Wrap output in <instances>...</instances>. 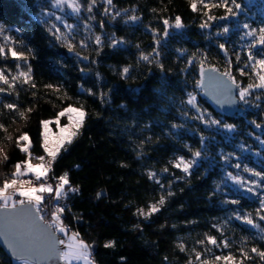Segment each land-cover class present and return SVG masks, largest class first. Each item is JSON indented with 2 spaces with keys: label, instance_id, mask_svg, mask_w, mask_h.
Masks as SVG:
<instances>
[{
  "label": "trees",
  "instance_id": "obj_1",
  "mask_svg": "<svg viewBox=\"0 0 264 264\" xmlns=\"http://www.w3.org/2000/svg\"><path fill=\"white\" fill-rule=\"evenodd\" d=\"M77 2L79 13L63 18V25H71L72 30L64 32L53 18L57 11L52 0H0V30H9L12 39L10 45L2 39L0 47L6 53L13 48L27 58L0 55V70L11 79L30 67L32 76L28 84L20 78L12 89L2 86L6 89L0 93L2 146L9 159L0 162V186L11 178L14 165L25 159L16 147L19 135L27 132L33 156L43 155L40 121L54 119L68 104L83 105L88 115L82 134L60 154L49 179L57 180L67 172L71 185L79 188L67 193L63 222L93 245L95 264H189L190 253L203 250L206 235L219 238V230L233 248L240 245L251 257L244 258L243 264H264L250 251L252 247L264 251V220L258 203H250L240 193L231 196L226 185L230 176L248 173L245 167L264 174V103L248 101L244 113L225 118L199 98L196 84L201 60L204 67L221 73L230 64L241 86L255 84L256 78L247 71L240 76L239 65L228 54L250 45L253 38L248 30L256 29L260 36L264 0H235L239 9L226 0L235 16L224 7L205 9L199 0L196 11L190 7L191 0H111L110 4L95 0L91 12L89 0ZM204 2L212 5L221 0ZM132 16L137 19H129ZM177 16L181 28L174 26ZM165 19L170 25L167 35ZM57 29L68 37L72 51L56 38ZM113 39L123 43L113 47ZM220 44L225 45L226 55ZM250 50L260 55V49ZM141 53H151L152 63L141 60ZM124 67L129 68L127 78L120 75ZM89 89L95 95H89ZM101 93L106 94L104 102ZM189 93L196 95L205 121L222 123L210 125L198 119L186 103ZM8 103L18 109L4 108ZM224 124L233 127L226 129ZM195 151H201L200 162L190 175L173 167L176 158L190 160ZM149 172L163 174L162 189L149 179ZM169 191L173 195L168 196ZM97 193L103 195L98 198ZM161 195L166 202L159 212L147 219L135 214L138 209L147 212ZM232 213L250 217L254 228L228 219ZM202 240L205 243H198ZM107 241L115 246L105 248ZM184 244L186 250L181 251ZM0 264L14 263L0 250Z\"/></svg>",
  "mask_w": 264,
  "mask_h": 264
},
{
  "label": "snow or ice",
  "instance_id": "obj_2",
  "mask_svg": "<svg viewBox=\"0 0 264 264\" xmlns=\"http://www.w3.org/2000/svg\"><path fill=\"white\" fill-rule=\"evenodd\" d=\"M107 3H111V0H106ZM236 9H239L241 6L237 4L235 0H232ZM53 7L59 8L62 5H67L73 12L80 11V4L77 0H52ZM95 0H89L88 11L91 12L92 6L94 5ZM199 3L203 5V8L208 9L209 7H224L227 12L231 13L233 16L236 13L232 8L227 7L226 0H221L220 4H212L209 5L205 3L204 0H199ZM190 7L193 11L197 10V0H191ZM107 11V9H106ZM119 15V13H116ZM205 15L208 16V19H213L208 12H205ZM59 20L60 17H57ZM129 19L136 20L137 17L132 16ZM164 34H168L169 21L167 19L163 20ZM174 26L176 28H181L182 22L181 18L177 16L175 18ZM67 28H71V25H66ZM201 28L207 27V24H201ZM245 28L249 26L247 24L244 25ZM57 31L56 38L58 40H62L70 51L73 50V45L68 42V37L63 34H59V29ZM228 29L225 28L224 32H227ZM256 29L250 30L248 35H255ZM155 32V30H153ZM260 37L258 43L264 44V27L259 29ZM5 39H8L5 37ZM96 42L99 44L100 38L96 37ZM82 46H83V42ZM122 40H112V46L115 47L118 44H122ZM158 43V41H157ZM219 47L223 50L225 48L224 44H220ZM153 52L158 56L159 53L156 52V49H153ZM10 53V55L16 59H24V53L17 52L13 48H8L7 53L3 47H0V55H6ZM79 55V54H78ZM152 54H144L141 53L140 59L143 61H147L152 63L150 56ZM84 60H87L88 57H83ZM249 59L253 60L251 53H249ZM191 63V60L189 61ZM158 66L163 69V65H160L157 61ZM200 72H201V80L196 82L197 87H200L204 80V76L206 74V70L204 68V61L200 62ZM19 68V65L17 66ZM217 70L214 67H210L207 72L214 73ZM241 75L245 73L243 70H239ZM253 71L256 72L258 76V83L248 84L246 87L241 86L236 79L232 76L229 69L225 70L222 73H219L218 76L208 75L207 79L209 85L214 88H222L224 93L227 94L231 91L232 87H235L239 90V98L241 101H245L246 96L250 93V90L253 88H264V59H256L253 64ZM129 73V68L124 67L120 75L122 78H127ZM23 78V83L28 84L32 80L31 76V68L29 67L28 71H19L16 76L11 78L12 82L6 77L3 71H0V82L8 85L9 89L14 87V83L17 79ZM221 78H226V81ZM32 87H35V84H32ZM45 87L51 88L52 85H46ZM6 91L5 88L0 87V93H4ZM89 95H95L90 89L88 90ZM67 97V93L64 94ZM101 100L106 94L101 93ZM59 98V97H58ZM229 100L221 101L217 98V103H228ZM246 102V101H245ZM188 105H191L193 108L200 112V109L197 104L196 95L189 93L188 99L186 101ZM4 108L15 111L18 109V105L15 103H8L4 105ZM29 112L32 109H28ZM19 115L21 117L24 116L23 112H20ZM87 112L84 110L83 105L76 107L72 104H68L66 107H63L60 111L56 112L54 119L41 120V148L43 151V155L33 156L30 151L32 146V140L27 132L22 133L16 138V147L20 152L25 154V159L22 161H18L14 165V171L11 173V178H5L2 186H0V210H6L9 214L8 227L13 233L12 237V248L15 253V259L18 261H23V264H30V257H39L43 256L47 260L50 261H63L65 264H71L72 261L82 262V264H94L92 260V248L93 245L88 244L83 239L80 238V234L78 232L70 231V229L63 222V213L65 212L66 205H60L57 203L52 211H51V219L45 220V215L41 212V205L44 202V197L42 194L48 193L52 195L54 193V199L59 201L61 198H66L67 193H76L79 191L78 187H73L70 183L68 173L65 172L59 177H56L58 183L53 186L48 184L46 181L49 177V173L53 170V165L57 161L58 157L62 152H66L68 148L74 143L76 139L82 134V130L85 124V120L87 118ZM67 118V123H61V118ZM202 122H206L210 125H220L222 122L215 119H208L205 121L204 115L201 113L198 117ZM55 125V130L51 127ZM259 126V125H258ZM175 127V125L173 126ZM224 128L231 129L233 125L224 124ZM4 125L0 124V129H3ZM6 139L11 140V137H6ZM201 151H195L192 153V159L185 160L183 157H178L176 161L173 163V167L182 170L185 174L190 175V169L197 163L198 157H200ZM4 161L6 162L9 157L7 154L3 156ZM32 159H36L39 161L37 164H33ZM165 168L163 171H167ZM247 170V169H246ZM255 176H264V174L260 172L253 173ZM22 177H29L28 179H22ZM148 177L150 180L156 179V174L149 172ZM157 183H160L159 180H156ZM251 183L255 184V181ZM27 185V186H26ZM163 187V185H161ZM67 188V191L65 189ZM11 189V191H9ZM253 189L248 188V191L251 192ZM13 194L17 195L19 199L12 200ZM103 193H97V197L99 198ZM168 196L173 195L171 191L167 193ZM165 196L161 195L159 200L154 203L148 205V210L145 212L143 209H138L135 213L136 215L142 216L145 219L149 218L156 212L160 211V207L165 204ZM232 203H236V201H232ZM261 209L259 211H264V199L261 200ZM237 219H243L248 224H253V220L248 217H240L237 216ZM260 219L264 220V215L260 216ZM62 234L58 236L57 234ZM206 242L211 245H217V240L215 237L207 236L205 238ZM205 240L198 241V243H205ZM225 247L228 246L226 241H221ZM115 246L114 241H107L104 244L105 248H112ZM181 251L184 250L183 245H180ZM241 251V256L246 259H251L247 252L243 249ZM252 253H256L262 260H264V251H260L256 247H252L250 250ZM123 259V258H122ZM196 259L200 261V264H209L206 260H201V253L196 252ZM216 261H226L232 262L234 258L232 256H217L215 257ZM189 264H192L189 261ZM242 264V261H241Z\"/></svg>",
  "mask_w": 264,
  "mask_h": 264
},
{
  "label": "rangeland",
  "instance_id": "obj_3",
  "mask_svg": "<svg viewBox=\"0 0 264 264\" xmlns=\"http://www.w3.org/2000/svg\"><path fill=\"white\" fill-rule=\"evenodd\" d=\"M52 5H53V3H52ZM53 9L57 11L56 15L53 16L54 20L58 24L62 25V27L64 28V32L65 31L66 32H70L72 29L71 28L70 29L67 28L65 24L63 25V23L65 22V20H63V18H65L67 16L75 17L79 12H73L66 4L60 6L59 8L53 7ZM58 12H60V14H58ZM57 17H60V19L58 20ZM262 27H260V28H262ZM249 31L250 30H248L247 32H249ZM10 35L11 34L9 33V30L8 31H4V30L1 31L0 30V43L2 42V39H3L5 45H10L11 40H12ZM256 35H257V33H255V35H250V37L253 38V39H252V41H250V45H248V47H244V45H243V46L234 48L233 50L230 51V53L228 54V57L231 58V59H234L236 61V65L237 66L239 65V67H240L239 70H243L244 73H246V71H247V73H249L251 76H254L256 78V80L254 82L258 83L259 82L258 81V76L256 75V72L253 71V64H254V61L256 59H264V44H260L258 42L254 43V41L255 40H259V37H260V36L258 37ZM5 37H7L8 39H5ZM254 37H256L255 40H254ZM250 48H252L253 50L260 49V51H261V52H259L260 55L256 54L255 51L250 50ZM223 51H224V54L226 55L224 49H223ZM249 53H251V55L253 57V60L249 59ZM245 57L249 59V61H247V63L244 62L245 61V59H244ZM251 71H252V73H250ZM238 72H239L240 76H245L246 75V74L241 75V72L240 71H238ZM5 75L9 79V81L12 82V80L8 77V75L7 74H5ZM5 85L6 84L0 82V87L5 86ZM255 95H258L259 97L261 96V97H263V99L261 100L258 97L255 98ZM237 98L240 100V98H239V90H237ZM245 101L246 102H248V101H250V102L257 101V102H263L264 103V88H253V89H251L250 93L246 96ZM245 101H243V102H245ZM61 120H64V122L67 123V118L66 117L61 118ZM51 127L53 128V130H55L56 126L52 125ZM257 130H262V129L259 128ZM262 131H259L260 134H263ZM4 140L5 139H4V136H3V130L0 129V162L3 160V156H4V149H3V146H2V142H4ZM262 150L264 151V147L262 148ZM176 159L173 161V163L176 161ZM196 159H197V164H198V162H200L199 158H196ZM185 160H189V159H185ZM31 162L33 164L39 163V161L36 160V159H32ZM194 166L190 169V172L193 170ZM175 169L180 171L184 175H187L182 170H180L178 168H175ZM246 169H247V172H248V176H245V175H242V174H239L237 176H232V177L230 176L226 185L231 190V196H234V197H236L239 193L241 195H243V191L247 192L248 188H252L253 190L251 192H252V195L255 197V199L257 198L256 195H258V199H256L255 203L256 202L258 203V209L260 210L261 207H262L261 200L264 199V189L262 188V190H261L262 182H259L258 178H261L262 176H257L256 177L253 174L256 171H255V169H252L251 167H245V170ZM253 176H255L256 178H254ZM28 178L29 177H22V179H28ZM161 178H163V174L161 176L160 175H158V176L156 175V179H154V181H155L156 184H159L160 188L162 189L161 185H163V182L161 181ZM8 179H10V178H8ZM156 180H159L160 183H157ZM252 181H255L256 183L253 184V183H251ZM46 182L48 184L53 185V186H55L58 183V181L54 182V180H50L49 177H48ZM254 186L258 187L257 192H255ZM9 191H11V189ZM65 191H66V189H65ZM253 192L255 193V195L253 194ZM42 195L44 197V202H43V204L41 206H46L48 204V202L52 201V200L54 202H56V204H57V203H60V201H63V200L66 199V198H61L59 201H56L53 198L54 197V193L52 195H50L48 193H44ZM231 196H230V201L232 203V201H235V199H234V197L232 198ZM17 199H19V197L17 195L13 194L12 200L14 201V200H17ZM232 204H235V203H232ZM48 211H49V209H48ZM51 211L52 210L49 211L50 213L48 212V213L45 214V219L46 220H50L51 219ZM261 212L264 215V211H261ZM237 216L244 217L245 215L240 214V213H234V214L232 213L231 216L228 219L237 220L236 222H239L242 225L248 226L249 228H254L253 224H248L243 219H237L236 218ZM227 223L228 222H226L225 224H227ZM227 226L231 227V225H229V224H227ZM220 229H222V227ZM57 235L61 236V238H63L62 234L58 233ZM223 235L224 234L222 233V231L219 230V235H218L219 238H215L217 240V245H211V244H208V243L205 245L203 250L199 252V253H201V260H206V261L209 262V264H241V261H242V264H243L244 261L246 262V260L241 256V251L240 250L243 249L242 246L238 245L236 248H233L232 245L229 243L230 239L226 238ZM221 241H226L228 243V246L225 247L223 243H220ZM183 248H184V250H186L185 244L183 245ZM196 252H198V251L195 250V251L191 252L190 255H189L190 256V261L192 262V264H200V261H198L196 259ZM217 256H221V257L232 256L234 258V260L232 262H226V261H223V260L216 261L215 257H217ZM13 263L14 264H23V261H13ZM63 264H65V262H63ZM71 264H82V262L72 261Z\"/></svg>",
  "mask_w": 264,
  "mask_h": 264
},
{
  "label": "water",
  "instance_id": "obj_4",
  "mask_svg": "<svg viewBox=\"0 0 264 264\" xmlns=\"http://www.w3.org/2000/svg\"><path fill=\"white\" fill-rule=\"evenodd\" d=\"M206 70V74L203 78L204 82L200 87H197V91L199 92V98L205 102V104L217 115L225 117V118H233L236 115H240L244 113L248 109V105L245 104L243 101H240L237 98V88L232 87L231 91L227 94L224 93L222 88H214L213 86L209 85L207 76L213 75L218 76V70L214 73H208L207 70L210 67H204ZM198 80H201V72L200 66L198 67L197 72ZM226 81V78H221ZM227 82V81H226ZM217 98L221 101L229 100L228 103H217ZM194 114L198 117L202 111L197 112L195 108L191 106ZM203 114V113H202ZM243 193H246L243 191ZM249 202H255V197L252 193H249ZM8 220L9 214L6 210H0V250L3 254L8 257L11 261H18L16 260L15 253L12 248V237L13 233L11 232L10 228L8 227ZM30 264H63L62 261H50L44 258L43 256L39 257H30L29 258Z\"/></svg>",
  "mask_w": 264,
  "mask_h": 264
},
{
  "label": "built area",
  "instance_id": "obj_5",
  "mask_svg": "<svg viewBox=\"0 0 264 264\" xmlns=\"http://www.w3.org/2000/svg\"><path fill=\"white\" fill-rule=\"evenodd\" d=\"M54 182H57V180H54ZM60 205H66V209L68 208V203H67V201H66V199L65 200H63V201H60V203H59ZM56 205V202H54L53 200L52 201H49L48 202V204L46 205V206H41V212H42V214H46V213H48L50 210H52L53 209V207ZM48 209H49V211H48ZM50 213V212H49Z\"/></svg>",
  "mask_w": 264,
  "mask_h": 264
},
{
  "label": "flooded vegetation",
  "instance_id": "obj_6",
  "mask_svg": "<svg viewBox=\"0 0 264 264\" xmlns=\"http://www.w3.org/2000/svg\"><path fill=\"white\" fill-rule=\"evenodd\" d=\"M245 176H248V173H245ZM254 178H256L255 176H253ZM259 179V182H262V186H261V190H262V188L264 189V176H262L261 178H258ZM254 189H255V192H257V190H258V187L257 186H254ZM260 189V188H259ZM246 192V191H245ZM249 193H252V192H249V191H247L246 193H243V197L244 198H246L248 201H249V198H250V196H249ZM253 194L255 195V193L253 192ZM257 196V198L256 199H258V195H256ZM256 199H255V201H256ZM253 203H255V202H253ZM257 203V202H256Z\"/></svg>",
  "mask_w": 264,
  "mask_h": 264
}]
</instances>
